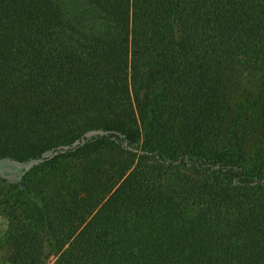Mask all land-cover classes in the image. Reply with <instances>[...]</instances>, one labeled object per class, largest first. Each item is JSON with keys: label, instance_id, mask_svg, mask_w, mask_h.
Returning <instances> with one entry per match:
<instances>
[{"label": "trees", "instance_id": "1", "mask_svg": "<svg viewBox=\"0 0 264 264\" xmlns=\"http://www.w3.org/2000/svg\"><path fill=\"white\" fill-rule=\"evenodd\" d=\"M9 264H264V0H0Z\"/></svg>", "mask_w": 264, "mask_h": 264}, {"label": "rangeland", "instance_id": "2", "mask_svg": "<svg viewBox=\"0 0 264 264\" xmlns=\"http://www.w3.org/2000/svg\"><path fill=\"white\" fill-rule=\"evenodd\" d=\"M10 166H12L10 162L0 161V172H8ZM8 227V220L4 216L0 215V238L7 232ZM0 264H9L6 260V254L3 250H0Z\"/></svg>", "mask_w": 264, "mask_h": 264}]
</instances>
